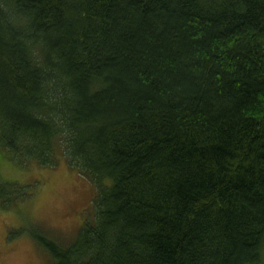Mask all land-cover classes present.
I'll list each match as a JSON object with an SVG mask.
<instances>
[{"label":"trees","instance_id":"trees-1","mask_svg":"<svg viewBox=\"0 0 264 264\" xmlns=\"http://www.w3.org/2000/svg\"><path fill=\"white\" fill-rule=\"evenodd\" d=\"M58 144L97 193L52 264H262L264 0H0V151Z\"/></svg>","mask_w":264,"mask_h":264},{"label":"rangeland","instance_id":"rangeland-1","mask_svg":"<svg viewBox=\"0 0 264 264\" xmlns=\"http://www.w3.org/2000/svg\"><path fill=\"white\" fill-rule=\"evenodd\" d=\"M56 156L53 167L43 168L34 163L17 165L0 151V181L32 189V197L13 209L0 205V264H52L51 255L33 234L40 231L66 245L84 222L93 219L96 185L71 166L59 144Z\"/></svg>","mask_w":264,"mask_h":264}]
</instances>
